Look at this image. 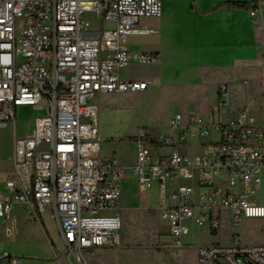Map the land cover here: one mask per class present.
I'll return each mask as SVG.
<instances>
[{
  "label": "built area",
  "instance_id": "1",
  "mask_svg": "<svg viewBox=\"0 0 264 264\" xmlns=\"http://www.w3.org/2000/svg\"><path fill=\"white\" fill-rule=\"evenodd\" d=\"M258 11L254 6L251 16ZM161 13V0H0V130L15 127L19 107L41 112L30 134L14 138L13 179L0 186V224L7 232L20 206L38 217L50 214L75 264H86L85 250L120 246L124 169L102 157L97 107L89 100L147 90L148 82L124 80L121 71L159 55L132 53L124 44L149 33L140 22ZM86 14L98 26L85 24ZM228 92V85L219 87L221 98ZM221 105L211 108L208 122L176 113L169 134L139 129L134 137L133 171L142 190L157 185L156 212L171 248L182 246L191 225L218 235L225 224L264 218V206L253 200L254 186L264 183V107L258 115L245 107L223 122ZM193 130L197 137L214 131L217 140L202 153H182ZM231 237L198 247L196 264H264V244ZM3 261L20 264L6 252Z\"/></svg>",
  "mask_w": 264,
  "mask_h": 264
},
{
  "label": "rangeland",
  "instance_id": "2",
  "mask_svg": "<svg viewBox=\"0 0 264 264\" xmlns=\"http://www.w3.org/2000/svg\"><path fill=\"white\" fill-rule=\"evenodd\" d=\"M82 21L90 27L98 26L93 14H86ZM104 27L110 26L104 24ZM155 40L138 39L135 40V45L145 50ZM160 64L147 66L131 63L121 71V78L124 80L148 81L146 92L106 94L89 100L90 104L97 107L101 153L115 152L119 162L125 167V175L118 201L122 222L119 231L121 244L116 248L85 250L82 257L86 264H167L173 263L175 256L181 264L194 263L193 247L200 242V237H196V230L192 229V232L183 238L186 245L181 250L173 252L171 247L167 246L169 239L165 235L166 225L158 218L156 212L159 205L157 185L153 183L151 188L142 190L138 185L137 176L134 175V137L139 129L169 134L168 121L174 114L198 117L201 109L204 110L213 103H224L220 108L222 121L231 119L241 93L236 94L234 103L229 102L227 95L221 98L219 87L227 84L222 72L207 71L203 77L195 80L192 77H160L155 73ZM240 78L243 82L250 81V77L244 73ZM199 82L205 83V87L200 88ZM257 84V81H253L255 97L259 94ZM242 86V82L236 84L237 89ZM249 86L247 89H250ZM215 94L219 102L214 101ZM250 111L258 115V111ZM34 114L32 109L19 108L16 126L0 130V173L10 171L14 138L21 137L30 127ZM192 132L194 133L188 140L190 148L185 150L186 152H203L204 149L198 148L199 142L208 144L217 140L214 131L200 137L195 135V130ZM174 134L176 135V132ZM253 200L256 205L264 206V183L254 186ZM6 227L5 224H0V254L6 252L20 264H75L69 249L62 242L54 219L48 212L38 217L18 206L10 221L9 232ZM220 233L218 237H214L215 243H230L234 239L231 234H238L243 243L264 244V218L243 219L236 226L225 224ZM189 244L191 246H188ZM5 263L3 261L1 264Z\"/></svg>",
  "mask_w": 264,
  "mask_h": 264
},
{
  "label": "crops",
  "instance_id": "3",
  "mask_svg": "<svg viewBox=\"0 0 264 264\" xmlns=\"http://www.w3.org/2000/svg\"><path fill=\"white\" fill-rule=\"evenodd\" d=\"M161 3V16L157 19L142 20L138 26L140 29L149 30L150 32L129 37L124 44L125 50L132 53L158 54L159 58L152 64L161 63L159 70L155 72L160 77H192L195 80L203 77L207 71L222 72L224 80L227 82L226 85L229 86L230 94H227L229 102L234 103L236 94L241 93L239 103L235 104L236 107L233 115L245 107L250 110L254 109L255 111L263 108L264 0H161ZM230 3H245L249 8H254V6L258 8L259 6L260 11L254 16H251L252 9H239L226 5ZM147 38L156 39L152 44H149V48L141 50L140 46L135 45V40H146ZM186 72H188L187 75ZM243 73L250 77V81L243 82L240 78V75ZM253 81L258 82V97L253 95ZM240 82L243 83V86L237 89L236 84ZM204 84L201 82L199 87L204 88ZM248 85H250V89H247ZM214 101L218 102L216 94ZM214 105L216 103L206 106L204 110L201 109L202 111L200 110L198 116L208 122L213 115L211 108ZM19 108L32 109L35 113L30 127L22 133L21 137H23L30 134L35 118L41 113L39 110L31 107L22 106ZM19 108L16 109L15 126L17 122V110ZM202 112L205 113L203 114ZM218 113L220 117V109ZM202 144L199 142L197 144L198 148L205 150L204 144ZM189 146L180 148V151L188 150L190 148ZM182 153L194 154L186 151ZM196 153L198 154V152ZM101 155L104 158H115L123 167L125 175V167L119 162L115 152L107 154L103 151ZM134 164L135 157L132 168ZM4 179H13L12 163L9 172L0 173V186H2ZM156 190L158 193L157 186ZM192 229L196 230L198 235L196 237H200L198 245L193 247V264H196L195 254L198 247L227 243H215L214 237H218L220 234L211 235L206 225H191L189 233L192 232ZM165 235L169 239L168 230ZM183 238L180 248H170L173 252L181 250L186 245L183 243ZM167 246L170 247L169 243ZM188 246H191V244ZM167 264L181 263L177 261V257L175 256L173 263L168 262Z\"/></svg>",
  "mask_w": 264,
  "mask_h": 264
},
{
  "label": "trees",
  "instance_id": "4",
  "mask_svg": "<svg viewBox=\"0 0 264 264\" xmlns=\"http://www.w3.org/2000/svg\"><path fill=\"white\" fill-rule=\"evenodd\" d=\"M229 7H235V8H239V9H253V8H249V6L245 3H230V4H226Z\"/></svg>",
  "mask_w": 264,
  "mask_h": 264
}]
</instances>
